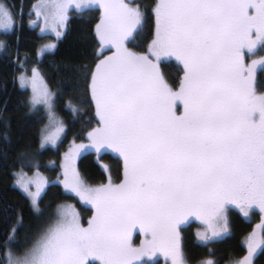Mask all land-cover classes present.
I'll return each mask as SVG.
<instances>
[{"label":"snow or ice","instance_id":"6c2138e0","mask_svg":"<svg viewBox=\"0 0 264 264\" xmlns=\"http://www.w3.org/2000/svg\"><path fill=\"white\" fill-rule=\"evenodd\" d=\"M96 2L55 0L34 7L54 9L59 26L73 7L82 10ZM99 7L97 34L116 51L91 74L98 126L88 132L90 144L74 145L65 155L62 182L94 207V215L84 227L70 205L60 206L57 218L21 255L8 248L17 232L13 226L4 243L8 264H88L89 259L145 264L141 258L157 250L171 257V264H188L178 228L189 216L207 225L205 233H197L207 244L228 230L226 205H237L245 216L253 208L264 212V95L254 89V72L264 68V59L245 64V53L264 52V0H158L152 54L157 60L172 55L182 62L178 91L157 64L125 46L144 19L139 7L123 0H99ZM0 14L6 30L13 17L2 5ZM55 47L46 45L44 51ZM37 79L33 69L32 103L44 104L57 133L63 132L52 93L46 85L37 88ZM177 100L183 104L182 115L176 114ZM69 107L77 111L71 102ZM56 140V135L42 132L41 147ZM88 148L118 152L124 160L123 180L87 186L72 160ZM31 182L22 185L25 191ZM47 183L40 177L37 191L28 192L37 211V198ZM137 226L151 239L133 247ZM257 227L264 229V224ZM246 244L247 255L230 264H253L258 251L264 253V231L254 229Z\"/></svg>","mask_w":264,"mask_h":264},{"label":"trees","instance_id":"16d2710c","mask_svg":"<svg viewBox=\"0 0 264 264\" xmlns=\"http://www.w3.org/2000/svg\"><path fill=\"white\" fill-rule=\"evenodd\" d=\"M1 1L10 13L15 14L14 28L11 31L0 29V264H5L4 243L13 226L17 228L15 240H21V245L25 244L32 230L38 232L52 221L60 203L74 201L83 212H92L90 207L81 206L72 194L64 192L58 181L61 176L59 168L74 145L90 144L88 132L98 126L99 118L90 88L91 74L100 60L110 56L112 48L104 45L97 34L96 26L101 22L102 10L94 7L70 10L56 47L39 55V44L44 37L31 24L37 0ZM156 1L138 0L136 7L144 19L126 41L129 51L138 55H148L146 49L155 33L152 8ZM147 57L157 64L166 82L178 91L184 75L182 62L175 56L159 60L150 55ZM261 59H264V52L255 55L245 53L246 65ZM31 67H35L46 81L54 109L66 124L64 135L55 146L41 147L46 113L42 108H32L29 90L18 80L22 69ZM254 89L257 95H264V68L254 72ZM69 102L77 111H72ZM176 104L179 109L176 114L182 115V102L177 100ZM75 157L79 175L89 186L107 184L109 178L117 184L123 178V158L113 149L99 153L92 148L81 149ZM19 171H43L51 178L39 200V213L34 211L27 195L16 185V173ZM238 209L228 208L229 232L207 244L196 238L195 228L199 226L196 219L179 226L180 243L188 264H199L207 259L218 264H230V261L247 255L246 237L260 222L261 212L252 210L245 217ZM138 235L136 232L135 240ZM150 239L148 236L147 240ZM137 245L140 247L139 243ZM18 250L13 252L18 253ZM154 254L147 255L148 259L141 258V261L145 264H171V257L165 256L163 251ZM134 264L141 262L134 261ZM253 264H264V253L258 251Z\"/></svg>","mask_w":264,"mask_h":264},{"label":"rangeland","instance_id":"374dc122","mask_svg":"<svg viewBox=\"0 0 264 264\" xmlns=\"http://www.w3.org/2000/svg\"><path fill=\"white\" fill-rule=\"evenodd\" d=\"M128 1H129V3H128ZM54 2H55V0H37L35 2V5H41V4H46V3H54ZM77 2H86V0H77ZM123 2L128 3L132 7L138 6V0H127V2H126V0H123ZM157 2H158V0L156 1V3ZM156 3H155V5H156ZM0 5L4 6L9 11V9L4 5V3L1 0H0ZM94 7L101 9L99 7V0H97V2L94 3L93 5H91L89 7H86V8H94ZM154 7L152 9H154ZM83 9H85V8H83ZM70 10L80 11V10H76L74 7L72 9H70ZM69 11H68V13H69ZM38 12L40 13V15H37ZM68 13H67V15H68ZM10 14L13 17L14 23L13 22H7L8 23V28L6 30L3 27L4 23H6V22L4 21V19L2 17V14H0V29L1 30L11 31L14 28V25H15V14L12 11H11ZM65 22H66V20L63 22V24L57 26V24H56V22L54 20V9L34 7V17H33V20L31 21V24L37 29V33L39 35H42L44 37L41 40L40 44H39V51H38L39 55L42 54L43 52H45L44 49H45V46L46 45H51V44H55L56 45L57 44V41L59 40V38L61 37V35L63 33V29H64ZM155 27H156V25H155ZM56 31H59L61 33V35L59 37L56 36ZM154 38H155V33H154V37H152V39H151V41H150V43H149L146 51L148 52V55L147 56L150 55L154 60H157L156 57H155V55L152 54L153 49L151 48L152 41L154 40ZM108 46H110V48H112L111 49L112 51H111V54H110V56H111V55H113L115 53L116 49L112 45H108ZM125 46L127 47L126 41H125ZM49 50H52V49H48L47 51H49ZM170 56H172V55H162L160 57V59L166 58V57H170ZM151 62L154 63L153 61H151ZM33 69H35L36 72L38 73V79L36 81V87L37 88H40V87H42L44 85L47 86L46 81L43 79L42 75L40 74V72L35 67H31L29 69H22V71L18 74V80H19V83L21 84V86H25V87L28 88L29 93H30V99H31V104H32L31 106H32V108L33 109L42 108L45 111V113H46V120H45V123H44L43 128H42V131H41L40 144H41L42 132H43V135L53 134V135H56L57 136V140H56V143L55 144L46 143L44 145V147H46V146H55V145L58 144V142L60 141V139L63 137L64 132H65V128H66V124H65L64 119L62 118V116L54 109V106H53V111L55 113V116L58 118V120H60V121L63 122V128H64V131L63 132L57 133V124L54 123V122H50V119H49V109L44 104H36V105H33V103H32V97L34 95V92H33V84L31 82L32 77H33ZM22 77L25 80V83H23V84L21 82V78ZM52 105H53V102H52ZM102 150H104V149H102ZM75 158L76 157H74L73 160H72V167L79 174L78 169L76 167V159ZM123 164H124V160H123ZM64 165H65V159H63L61 161V163H60L59 172L61 173V176L58 178V181L62 185V188H63L64 192L69 193V194H72L76 198L77 202L80 203L81 206L90 207L92 209V212H90V213L83 212V210L74 201H66V202L60 203L56 207V211L53 214L52 221L55 220L57 218L58 213L60 211H62V209H61L60 206H68V205H70L72 207V209L77 213V215H78V217L80 219L81 224L84 227H87V222L94 215L95 209H94V207L90 203L81 200L79 198V196H77L75 193L69 192V191H67L64 188V185L62 183L63 180H64V170H65L64 169ZM40 177H42L44 180H46L48 182L51 180V178L46 173H44L43 171H41V172H39V171H32V172H28V173L19 171V172L16 173V185L23 191V193L25 195H27V197L30 200L31 206H32V198L29 196L28 192L30 191L32 193H35L37 191V180ZM123 177H124V171H123ZM122 180H123V178H122ZM17 181H21V183H18ZM28 181H32V182L30 184H28V191H25V188L22 185L24 183H27ZM84 183L87 186H89V184H87L85 181H84ZM46 187H47V185H45L43 187V189L40 191L39 197L37 198V203H38V209L39 210L37 211L32 206V208L34 209V211H36L37 213H39L41 211V208L39 206V200H40L42 194L44 193V191L46 190ZM90 187H97V186H90ZM230 207H237V208H239L237 205H234V204H228V205H226L224 207V210L223 211H224L225 217L227 218V229L228 230L221 237H223L224 235H226L229 232V227H228V208H230ZM238 210H239V212L243 216H245L240 211V208ZM253 210H258V208H253ZM259 217H260L261 220L257 224V226L259 224H262V223L264 224V212H261L259 214ZM190 219H196L197 222L199 223V226L195 228V230H196L195 234H196V238L200 242H203V241H201L197 237V233H205L207 231V225L201 219L197 218L196 216H189L188 219L186 221H184L183 223L188 222ZM257 226H256L255 230L258 233L259 232H262L261 228H258ZM137 230H139L137 232V235L139 234L138 235L139 238L137 240H135L134 238H135V234L136 233L132 235L133 247H137L138 246L137 245L138 243L141 246V242L147 240V238H148V234H145L144 232H142L139 229L138 226H137V228L134 231H137ZM40 231H38V232L35 231L36 232V234H35V232L32 230V232L30 233V235L26 237V239L24 241L25 244L19 245L21 243V240H17L16 241L15 238H14V240L12 242H10L8 248H10L12 251L15 250V249H19L18 250L19 252L17 253L15 251L16 252L15 254L16 255H21L27 247H30L31 246V243L37 237V235L40 233ZM208 234L210 235L211 233L208 232ZM8 248H5L6 249L5 252L8 251ZM5 264H8L7 258L5 259ZM88 264H100V261L95 260V259H89Z\"/></svg>","mask_w":264,"mask_h":264},{"label":"flooded vegetation","instance_id":"af4514ba","mask_svg":"<svg viewBox=\"0 0 264 264\" xmlns=\"http://www.w3.org/2000/svg\"><path fill=\"white\" fill-rule=\"evenodd\" d=\"M139 230H137V231H133V233H132V235L133 234H135L136 232H138ZM148 236L151 238V235L150 234H148ZM148 239V238H147ZM157 252H159V250H157L155 253H157ZM155 255V258L157 257V255L156 254H154ZM154 255H153V258H154ZM143 258V260L145 259V258H147L148 259V256L146 255V257L144 256V257H142Z\"/></svg>","mask_w":264,"mask_h":264}]
</instances>
